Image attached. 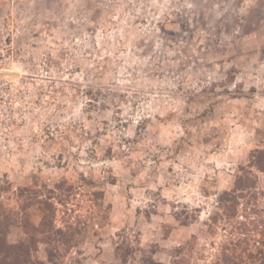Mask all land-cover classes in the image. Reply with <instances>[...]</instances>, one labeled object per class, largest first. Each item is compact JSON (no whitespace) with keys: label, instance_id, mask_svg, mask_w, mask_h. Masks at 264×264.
I'll use <instances>...</instances> for the list:
<instances>
[{"label":"clouds","instance_id":"clouds-1","mask_svg":"<svg viewBox=\"0 0 264 264\" xmlns=\"http://www.w3.org/2000/svg\"><path fill=\"white\" fill-rule=\"evenodd\" d=\"M0 82V264H264V0H0Z\"/></svg>","mask_w":264,"mask_h":264},{"label":"rangeland","instance_id":"rangeland-1","mask_svg":"<svg viewBox=\"0 0 264 264\" xmlns=\"http://www.w3.org/2000/svg\"><path fill=\"white\" fill-rule=\"evenodd\" d=\"M0 85H2V82H0ZM4 90H7L6 87ZM253 91H255V89H253ZM109 151H111V150H109ZM60 159H63V157H60ZM93 195H95V193ZM101 195H106V194L101 193ZM108 207L111 208V207H113V205L109 204ZM140 212H141V209L138 207L133 209V213L136 215H139ZM182 227H184V226H182ZM219 232H223V228H219L218 233ZM222 250L223 249H220L219 247L215 248V251H213V254L209 258V264H215L216 263V256L219 255L221 257L222 256Z\"/></svg>","mask_w":264,"mask_h":264},{"label":"trees","instance_id":"trees-1","mask_svg":"<svg viewBox=\"0 0 264 264\" xmlns=\"http://www.w3.org/2000/svg\"><path fill=\"white\" fill-rule=\"evenodd\" d=\"M221 258L223 259V258H226V252L224 251V250H222V256H221ZM216 264V263H215Z\"/></svg>","mask_w":264,"mask_h":264}]
</instances>
